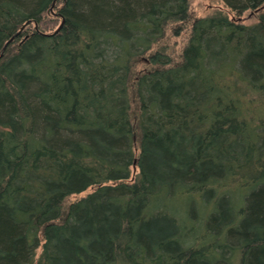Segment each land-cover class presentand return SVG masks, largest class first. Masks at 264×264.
<instances>
[{
  "label": "trees",
  "instance_id": "16d2710c",
  "mask_svg": "<svg viewBox=\"0 0 264 264\" xmlns=\"http://www.w3.org/2000/svg\"><path fill=\"white\" fill-rule=\"evenodd\" d=\"M218 1L0 0V264H264V0Z\"/></svg>",
  "mask_w": 264,
  "mask_h": 264
},
{
  "label": "rangeland",
  "instance_id": "374dc122",
  "mask_svg": "<svg viewBox=\"0 0 264 264\" xmlns=\"http://www.w3.org/2000/svg\"><path fill=\"white\" fill-rule=\"evenodd\" d=\"M189 6L193 14L198 17L210 15L217 10L222 12L225 10L218 0H189ZM229 17L233 18V15L229 14ZM240 21L246 25L256 23V13L245 12L240 17ZM177 42L176 51L178 52L182 41L178 39ZM138 68H142V64ZM75 198L76 196L71 197L72 200Z\"/></svg>",
  "mask_w": 264,
  "mask_h": 264
}]
</instances>
